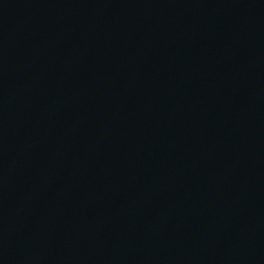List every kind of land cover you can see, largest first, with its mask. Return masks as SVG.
Listing matches in <instances>:
<instances>
[{"label":"water","instance_id":"1","mask_svg":"<svg viewBox=\"0 0 264 264\" xmlns=\"http://www.w3.org/2000/svg\"><path fill=\"white\" fill-rule=\"evenodd\" d=\"M42 264H264V141Z\"/></svg>","mask_w":264,"mask_h":264}]
</instances>
